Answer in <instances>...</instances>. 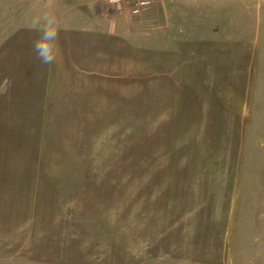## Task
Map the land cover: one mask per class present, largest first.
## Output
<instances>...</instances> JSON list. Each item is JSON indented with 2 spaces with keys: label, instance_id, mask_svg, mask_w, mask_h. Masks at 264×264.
Here are the masks:
<instances>
[{
  "label": "rangeland",
  "instance_id": "1",
  "mask_svg": "<svg viewBox=\"0 0 264 264\" xmlns=\"http://www.w3.org/2000/svg\"><path fill=\"white\" fill-rule=\"evenodd\" d=\"M77 1L0 0V264H264V0Z\"/></svg>",
  "mask_w": 264,
  "mask_h": 264
},
{
  "label": "crops",
  "instance_id": "2",
  "mask_svg": "<svg viewBox=\"0 0 264 264\" xmlns=\"http://www.w3.org/2000/svg\"><path fill=\"white\" fill-rule=\"evenodd\" d=\"M82 2V0H78L76 3L78 5L77 8H74L73 11L76 12L74 15H79V17L75 16V19H74V22H73V25L72 26H77L79 28H82L83 26L86 28L88 27V30H90L88 33L93 34V32H97L99 34V31L100 29L103 28V24L101 25L102 23V19L104 17L102 11L98 10L97 9V2H89L88 4L85 3H80ZM76 3L72 6H76ZM83 4L82 7H80V5ZM66 5H71V1L70 2H66L64 3V6ZM62 16H60V19L59 20H64L63 18V13H61ZM60 14V15H61ZM39 12H37L36 14V17H33L32 15V19L33 18H39ZM82 21H86L87 23H80L79 22ZM58 26H61V25H58ZM62 28V31L61 29L58 28V31L60 30L59 32V36H63V35H66V33H69L70 31L64 27H61ZM77 30L78 32V29H75ZM81 34V32H80ZM72 35V34H71ZM75 35V34H73ZM82 35V38L79 39H71V38H67L66 40L63 39V37H61V39H59V44L62 43L63 44H67L69 45L68 48H67V51H68V58L72 60L73 64L76 65V64H79L80 63V57H77V53H81V50L82 51H90V52H96V47L93 46V44L89 45L88 43L84 42V35ZM86 37V36H85ZM62 40V41H61ZM60 47V55L58 56L57 59H61L63 60V63L66 62L65 61V56H64V51L65 49L62 47ZM72 52H76V55L74 57V54L72 55ZM62 53V54H61ZM83 58V57H82ZM83 59H81L82 61Z\"/></svg>",
  "mask_w": 264,
  "mask_h": 264
},
{
  "label": "clouds",
  "instance_id": "3",
  "mask_svg": "<svg viewBox=\"0 0 264 264\" xmlns=\"http://www.w3.org/2000/svg\"><path fill=\"white\" fill-rule=\"evenodd\" d=\"M30 28L39 32L33 41V51L43 64H54L60 55L58 20L53 14H45L32 21ZM7 83V81H6Z\"/></svg>",
  "mask_w": 264,
  "mask_h": 264
},
{
  "label": "built area",
  "instance_id": "4",
  "mask_svg": "<svg viewBox=\"0 0 264 264\" xmlns=\"http://www.w3.org/2000/svg\"><path fill=\"white\" fill-rule=\"evenodd\" d=\"M113 1H116V0H113ZM117 1H119V0H117Z\"/></svg>",
  "mask_w": 264,
  "mask_h": 264
}]
</instances>
